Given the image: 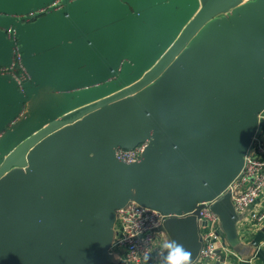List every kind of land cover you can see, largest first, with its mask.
Instances as JSON below:
<instances>
[{
    "label": "crops",
    "instance_id": "crops-1",
    "mask_svg": "<svg viewBox=\"0 0 264 264\" xmlns=\"http://www.w3.org/2000/svg\"><path fill=\"white\" fill-rule=\"evenodd\" d=\"M55 1L0 0V65L8 62L3 32L11 20L5 16L48 8ZM174 4L179 11L173 18L174 33L178 36L197 13L200 2L174 0ZM131 11L125 1L80 0L70 4L64 13L24 21L20 27L21 45L31 58L40 84L65 87L106 74L121 52L132 48L136 31L128 15ZM147 52L148 42L142 36L133 55L142 58ZM253 57L251 64L260 67L257 82L248 87L254 93L239 84H230L198 108L193 114L194 124L161 132L157 151L145 163L130 170L112 162L106 178L110 184L92 206L91 194L98 184V160L64 173L48 190L50 202L30 198L20 178L0 181V264H42L55 242L67 235L66 228L69 232L64 245L49 264H89L107 248V264H126L121 248L113 244L120 235L116 210L127 201L132 182L141 204L163 210H186L196 200L212 197L239 167V150L252 127L251 112L264 97L261 94L264 93V45ZM212 78L199 59H191L185 73L173 77L148 99V104L156 117L179 119L190 113L202 93L212 85ZM57 102L54 98L31 95L34 112L40 116L53 112ZM17 105V91L0 81V127L7 123ZM30 123L21 120L9 132L1 133L0 147ZM109 124L110 129L105 131L107 138L109 131L117 138L116 124L127 134L142 129L138 114L131 107L118 111ZM219 194L209 203L220 219L219 250L224 262L219 264H264V247H258L264 238V226L259 230L240 228L231 202ZM37 206L54 213L63 226L56 219L44 225L35 222L32 214ZM88 210L90 213L76 231L70 220L78 219L81 211ZM205 230L200 219L183 222L177 228L169 224L148 262L161 264V244L170 237L191 252V264H199ZM225 250L233 254L228 255Z\"/></svg>",
    "mask_w": 264,
    "mask_h": 264
},
{
    "label": "water",
    "instance_id": "water-1",
    "mask_svg": "<svg viewBox=\"0 0 264 264\" xmlns=\"http://www.w3.org/2000/svg\"><path fill=\"white\" fill-rule=\"evenodd\" d=\"M78 1L80 0H61L59 9L50 6L45 12L35 14V18L64 13L70 4ZM120 1H125L126 6L132 10L128 14L133 19L136 31L133 34L132 48L123 50L116 64L103 76L65 87L40 84L39 77L31 66V58L25 54L20 41V27L24 25V18H20V14L5 16L11 20L3 32L8 62L0 66L7 67L11 62L12 43L6 30L13 26L16 43L31 83L22 93L11 77L0 76V81L13 87L18 93L16 111L0 127V134L9 132L21 120H30L31 123L0 147V181L8 177L20 178L33 200L42 198L45 202H50L48 190L56 185L64 173L73 167H82L98 160V184L91 194L94 199L92 206L110 184L106 178L112 162L130 170L145 163L157 151L161 132L194 124L193 114L198 108L230 84H239L253 92L248 87L255 84L260 75V67L256 66L258 64L251 63L253 56L264 45V0H199L200 8L178 36L174 33L176 30L173 18L179 11L175 9L174 0ZM142 36L148 42L149 52L142 58H135L134 47L138 40H142ZM194 58L199 59L213 75L212 85L202 93L186 116L179 119L156 117L148 99L160 92L173 77L185 73L189 61ZM32 94L54 98L58 100V105L53 107V112L37 115L31 104ZM261 94L264 95L262 92ZM262 99L261 104L251 112L252 127L239 150V167L212 197L198 199L186 210H163L154 205L141 204L132 182L129 184L130 193L125 204L134 201L163 214L175 215L164 221L161 228L163 232L169 224L177 228L183 222L200 219L199 211L204 207L203 203L213 200L239 173L250 139L260 131L263 123L264 97ZM130 107L138 114L142 129L127 134L116 124L117 138H113L110 131L107 138L105 131L110 129V118H114L118 111L128 110ZM146 139L149 140V145L141 161L126 164L116 159L117 148L132 150ZM224 197L230 201L228 194ZM88 213L90 210L81 211L78 219L70 220L76 231ZM233 214L235 216L234 210ZM65 218L69 219L68 215ZM32 219L39 225L56 219V223L63 226V221L42 206L35 208ZM68 232L69 229L66 228L67 235ZM64 238L55 242L42 264L51 262L63 247ZM107 253L108 248L92 258L89 264H107Z\"/></svg>",
    "mask_w": 264,
    "mask_h": 264
},
{
    "label": "built area",
    "instance_id": "built-area-1",
    "mask_svg": "<svg viewBox=\"0 0 264 264\" xmlns=\"http://www.w3.org/2000/svg\"><path fill=\"white\" fill-rule=\"evenodd\" d=\"M60 2L61 0H57L48 7L52 6L59 9ZM46 10L47 8H42L19 17L27 21L35 18V14L43 13ZM6 34L12 43V57L9 66H0V76L11 77L23 93L25 87L31 83V78L22 62V54L19 52V46L16 43L13 26L6 30ZM262 120L260 131L251 137L246 148L243 165L239 173L219 194L220 196L229 195L234 213L237 216L236 223L238 221L239 227H251L255 230H259L264 226V199L261 200L264 197V117H262ZM148 145L149 140L146 139L132 150L117 148L115 157L126 164L139 162ZM213 200L204 202V207L199 211L200 220L206 227L198 254L199 264L224 262L219 250L221 239L219 235L220 219L209 207V203ZM259 202L261 203L260 206H258ZM116 215L120 235L113 246L121 248L125 263L154 264L148 261L145 262L143 259L144 254L152 255L160 236L163 234L161 228L164 221L175 215L163 214L134 201H129L123 207L117 209ZM258 247H264V238L258 243ZM225 252L228 255L233 254L230 250H225Z\"/></svg>",
    "mask_w": 264,
    "mask_h": 264
},
{
    "label": "clouds",
    "instance_id": "clouds-1",
    "mask_svg": "<svg viewBox=\"0 0 264 264\" xmlns=\"http://www.w3.org/2000/svg\"><path fill=\"white\" fill-rule=\"evenodd\" d=\"M161 249V264H191V252L177 240L166 238L161 244ZM143 259L145 262L149 261L150 254L145 253Z\"/></svg>",
    "mask_w": 264,
    "mask_h": 264
}]
</instances>
